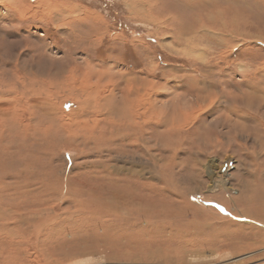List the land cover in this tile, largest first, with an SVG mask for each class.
<instances>
[{
    "label": "rangeland",
    "instance_id": "374dc122",
    "mask_svg": "<svg viewBox=\"0 0 264 264\" xmlns=\"http://www.w3.org/2000/svg\"><path fill=\"white\" fill-rule=\"evenodd\" d=\"M74 69L153 82V102L170 115L171 98L180 99L189 83L208 97L203 102L188 96L178 135L163 133L154 122L148 125L150 156L145 146L135 149L132 142L101 156L85 129L75 131L70 124L59 134L65 138L71 128L81 146L59 139L52 127L45 136L44 127L35 124L24 129L11 125L0 133V210L37 212L46 207L58 215H79L40 244L46 260L264 264V193L249 205L240 200L252 195L250 187L264 191V103L242 98L232 103L225 95L240 94L236 87L248 92L253 82H264V0H0V107L28 119L25 97L48 95L50 84L57 86L61 74ZM59 96L62 109L79 113L77 102ZM32 112L35 119L42 115ZM140 167L144 172L139 174ZM113 183L131 201L147 198L152 212L184 207L181 220H165L160 233L155 228L143 233L142 221L141 231L124 240L155 254L147 260L110 259L113 244L105 238H117L120 225L79 224L85 213L81 202L90 199L92 189ZM54 188L59 193H52ZM90 249L97 253L85 252ZM1 251L0 261L8 257L2 242ZM15 256L19 264L22 255Z\"/></svg>",
    "mask_w": 264,
    "mask_h": 264
},
{
    "label": "bare ground",
    "instance_id": "6f19581e",
    "mask_svg": "<svg viewBox=\"0 0 264 264\" xmlns=\"http://www.w3.org/2000/svg\"><path fill=\"white\" fill-rule=\"evenodd\" d=\"M12 7H14L13 4ZM195 21L197 22V20ZM205 36H207V34H203V38L207 39ZM106 76L109 78L108 83L102 84V80ZM94 78H96L95 81ZM58 81V85L55 87L50 84V87H48V95L44 92L41 95L42 97L38 96L39 98L34 97L35 95L33 94L30 97H25L28 99L26 103V111H29V113L31 112L28 119H21L18 116V111L16 110L12 112V110L0 107V133L3 130H6L9 126L11 127V125H13L12 127H15V129L18 128L17 126L24 129L26 126L29 127L32 126V124H35L36 126L44 127L43 135L45 136L48 135L46 133L47 128H55L57 133L56 137L62 139L63 137L59 134V130L64 127L65 124H70L71 127H76L75 131L77 130V127L80 129L82 128V130L85 129L86 133H88V135L86 134L87 139L95 148L94 151L99 152L101 156L104 154L105 150L114 153L115 146L124 147V145H130V142L133 143L131 144V147H134L135 149H137V146L135 145H138V147L139 145L145 146H142L144 153L147 156H150L149 144L147 142L148 139L146 138V132L149 128L148 125L151 124V122H154L161 127L160 129L164 130L162 131L163 133L172 132L177 134L182 129V126L180 125L181 123L178 122V118L183 114L182 104L189 106L187 105L188 96L194 95L197 100H202L203 102V99L208 97V94L205 98L202 96L205 92H198L199 90L196 91L194 87L193 89L190 88L193 84L189 83V87L181 93L180 99H178L179 97L177 99L171 98L173 111L170 115L169 112L166 113L165 110L157 107V105L153 102L152 95L149 91L151 86H153L151 85L153 82L147 81L143 78L141 81L135 79L123 80L121 77L115 78L113 75L106 73V71H95L93 73L90 69L85 72L74 69L72 71L69 70L66 74H61ZM122 81H125L123 85H121ZM175 89L178 92L180 89L179 85L175 87ZM197 89H199V86ZM44 90L46 91V89ZM236 90L240 94L235 95L232 92H230V94L229 92L225 93L226 98L229 97L228 99H230V102L233 100L232 103H234L238 98H242L241 101L249 100L257 101L261 104L264 103V82H253V88H251L248 92L244 91L240 87H236ZM12 92L14 91L12 90ZM61 93L67 95L66 100L77 102L79 113H76L75 111L68 114L60 107L61 105L59 106V104L63 102V99L60 101L62 96L59 95ZM43 95L45 96L43 97ZM175 104L176 106H174ZM16 106L17 105H15V107ZM237 109H239V106ZM33 110H37L40 114L42 113L43 116L38 114L40 118L35 119L32 112ZM70 130L71 128H69V130L67 129L69 135L65 136L63 139L69 144L76 145L79 142L76 139V136L74 138V131L72 132ZM17 131L19 132L18 129ZM21 131L22 129L20 132ZM0 136H2V134H0ZM81 143L77 144V146ZM36 149L38 148L34 149L32 147V150L36 151ZM140 168V172H137L139 174L144 172V169L142 167ZM117 186L118 185L114 183L110 186L103 184L102 187L92 189L93 193H90V199H87V202L82 201L80 204L81 209L83 207L85 208V213L84 215L81 213L83 216L79 217V224H81L84 220H88L89 222L87 221L85 225H88L89 223L97 225L99 222L102 223V221L104 224L113 222L112 224L116 223L120 225L121 227L117 238H113L112 240V237L109 236L105 238V240H109V243L113 244V247L109 246L114 249L110 259L121 260L122 258L129 259L131 257H141L144 260H147L148 257L150 258L155 254H152L151 251L147 250L146 246V248L140 247V250L139 248L133 246L134 244L131 243V240L129 242L127 241V244L124 243V240L126 238L131 239L132 235L135 233L137 235L138 232L141 231L138 224L142 221L145 223V227L142 228L143 233L151 234L149 232H151L154 228L156 229L157 234L160 233L163 229V225L161 226L160 224L165 220L168 219L170 221H175L176 223L181 220V217L183 216L182 209H184V207H181L182 209L178 208V210L181 211L176 212V207L165 206L164 204L165 208L163 209V212H159V207L152 212L148 209L149 204L147 198H139L141 203H136V199H132V201L129 200V198H127L128 192L122 191ZM261 186L264 188L263 183ZM215 187L219 188L218 184ZM52 188L50 187L49 191L50 189L53 190ZM59 190L60 188L55 189L52 193H59ZM249 192L252 193V195L244 196L243 199H240L245 205H249L253 200L255 201L260 193H264V191L258 193L252 187L249 188ZM37 210V212H25V210L19 209L0 210V242L3 243L4 251L8 252V257H6L5 260H1L0 264H17L16 254L18 257L22 255L21 260L18 261L19 264H52L46 260L42 250H40V244L52 239L55 235V231L61 225H66L69 222L73 223L76 220V216L79 215L73 213L58 215L54 208H50V210H48L46 207ZM197 214H199V211H197ZM157 217L160 219L158 220ZM161 217L164 219H161ZM155 219H157V221H155ZM88 251L85 252L92 255L95 252L91 249ZM3 253V251L0 252L1 255ZM105 255L107 256V254ZM157 255L159 254H156V256Z\"/></svg>",
    "mask_w": 264,
    "mask_h": 264
}]
</instances>
